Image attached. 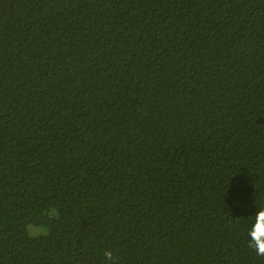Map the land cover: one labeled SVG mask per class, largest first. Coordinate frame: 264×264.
<instances>
[{
	"label": "trees",
	"instance_id": "trees-1",
	"mask_svg": "<svg viewBox=\"0 0 264 264\" xmlns=\"http://www.w3.org/2000/svg\"><path fill=\"white\" fill-rule=\"evenodd\" d=\"M262 212L264 0H0V264H264Z\"/></svg>",
	"mask_w": 264,
	"mask_h": 264
},
{
	"label": "clouds",
	"instance_id": "clouds-1",
	"mask_svg": "<svg viewBox=\"0 0 264 264\" xmlns=\"http://www.w3.org/2000/svg\"><path fill=\"white\" fill-rule=\"evenodd\" d=\"M261 217L264 218V212L261 213ZM260 251L261 252H264V245H261ZM105 255L111 257V253H106Z\"/></svg>",
	"mask_w": 264,
	"mask_h": 264
},
{
	"label": "rangeland",
	"instance_id": "rangeland-1",
	"mask_svg": "<svg viewBox=\"0 0 264 264\" xmlns=\"http://www.w3.org/2000/svg\"><path fill=\"white\" fill-rule=\"evenodd\" d=\"M35 229L34 228H31V232L34 234L35 233Z\"/></svg>",
	"mask_w": 264,
	"mask_h": 264
}]
</instances>
